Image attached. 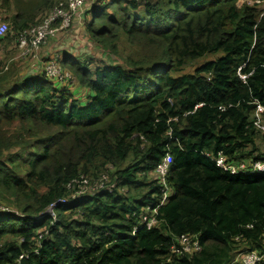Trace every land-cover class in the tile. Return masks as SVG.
Listing matches in <instances>:
<instances>
[{"label":"trees","instance_id":"obj_1","mask_svg":"<svg viewBox=\"0 0 264 264\" xmlns=\"http://www.w3.org/2000/svg\"><path fill=\"white\" fill-rule=\"evenodd\" d=\"M66 1L0 0L10 29L0 45ZM239 1L86 4L82 24L106 58L73 42L80 60L60 63L89 92L85 105L0 61V203L13 207L0 213V264H233L264 254V174L232 175L205 157L250 166L264 148L252 124L254 102L264 108V0ZM166 154L172 194L158 225L133 235L159 205L151 176ZM80 177L114 188L71 198ZM65 200L52 221L47 209ZM183 235L199 250L172 255Z\"/></svg>","mask_w":264,"mask_h":264},{"label":"built area","instance_id":"obj_2","mask_svg":"<svg viewBox=\"0 0 264 264\" xmlns=\"http://www.w3.org/2000/svg\"><path fill=\"white\" fill-rule=\"evenodd\" d=\"M100 0H67L65 3L58 4L52 11H50L42 21L33 27H30L23 32L19 33L15 39L17 49L20 51L21 57H27L38 52L41 45L45 44L50 38L54 37L59 31L69 29L76 21L82 20V13L85 5L94 4ZM9 26L0 21V38H3L9 32ZM43 73L45 77L54 81L59 85L71 84L74 81L73 75L64 70L56 59L47 61L43 65ZM255 108L252 115L253 127L264 134V108L254 102ZM205 157L213 161L218 167L223 169L232 175H238L240 173L247 174H264V148L260 154L258 160L253 162L250 166L241 163L240 165H233L227 163L226 158L220 154L213 158L210 154H205ZM171 158L169 154H166L162 161L155 169L154 175L157 184L161 187V198L159 205L154 208H145L143 213L139 217L138 225L133 228L132 234L134 235L138 228L152 229L158 225L156 219L157 209L163 205L172 192L169 189L167 178L169 177V165ZM107 180L102 178L98 181L97 189H105L109 193L114 188L113 184L106 183ZM88 180L80 177L78 180H74L68 187L74 189V193L71 198L78 197L84 194V189L88 187ZM67 205L68 201H59L55 205L49 206L46 214L49 215L52 221H55V215L53 209L58 205ZM13 210L8 209L5 205L0 203V213H10ZM43 216V215H42ZM43 237L42 234L38 236L40 241ZM176 245L171 248L172 255L191 254L199 250V243L197 237L183 235L176 239ZM264 260V254L259 255L255 251H245L239 254L236 258V262L240 264H260ZM18 264V263H17Z\"/></svg>","mask_w":264,"mask_h":264},{"label":"rangeland","instance_id":"obj_3","mask_svg":"<svg viewBox=\"0 0 264 264\" xmlns=\"http://www.w3.org/2000/svg\"><path fill=\"white\" fill-rule=\"evenodd\" d=\"M238 3H239V5L242 4L243 0H240ZM0 21L6 23L9 26V24L4 20V15L1 12H0ZM82 22H83L82 20L74 22L76 24V26L72 25L67 30L59 31L57 33L56 37H57V39L59 38L58 40L60 41V43L65 42V47H68L69 45L72 46L73 45L72 42L78 43V44H76L78 47L79 46H80V48L84 47L89 52V54L93 58L96 59V61L100 62L102 59L106 58V55L96 45L92 46L90 44L92 42H89L87 34H84V30L82 28V26H83ZM73 29H76V31H73ZM66 32H68V33L66 34ZM46 45H48V41L45 44L41 45V47L39 48L37 53H35L33 55H29L27 57H21L20 51L17 49V45H16V43L14 41L8 46V49L6 50L9 53V55H7V56L3 55V57H2L1 54H0V57L2 58L3 62L5 64H7V65H8L9 60H11V64L12 63H16V62L23 63L25 61L34 62V60H40L41 58H43L42 57V50H43V48ZM1 47H4V46L0 45V48ZM10 47L12 48V51L9 50ZM72 49H73V47H72ZM77 49L78 48H76V50ZM75 56H77V55L75 54ZM218 56H220V54H216V53H214V54H206L204 57L199 59L196 63H197V65H202L203 63H206V62H209V61H215ZM47 61H50V59L47 60ZM47 61H44V62H47ZM8 67H10L13 70V72L16 74V69H15V67L13 65H8ZM17 67H18L17 71L19 69H21L20 63H17ZM151 177L153 179H155V175H152ZM106 183H108V181H106ZM88 184H89L88 187L83 190L84 191V195L93 194V193L99 191V189L96 188V186L98 185V180L94 181V182H90L88 180ZM12 208L13 207L11 206L8 209L12 210ZM235 263L236 264H240L239 262H235Z\"/></svg>","mask_w":264,"mask_h":264},{"label":"crops","instance_id":"obj_4","mask_svg":"<svg viewBox=\"0 0 264 264\" xmlns=\"http://www.w3.org/2000/svg\"><path fill=\"white\" fill-rule=\"evenodd\" d=\"M88 5H91V4H88ZM82 28L84 30V34H86L84 25L82 26ZM56 35L52 39L48 40V45H46L43 48L42 50L43 58L40 59L41 61L34 60V62L25 61L23 63L16 62V63L11 64V60H9L8 65H13L16 69V74H15L16 77H18L21 80H24V79L39 80L42 76L45 77L43 73V65L45 63L44 61H47L49 59L50 60L56 59L59 64L66 58H73V59L80 60V57H78L76 52L73 51L72 47L70 45L68 46L69 48L65 47V42H62L63 44L60 43V41L58 40L59 38L57 39ZM8 46L0 48V54L2 57L3 55H6V56L9 55V53L6 51L8 49ZM82 49H84V47H82ZM9 50L12 51V48L10 47ZM75 54L77 56H75ZM0 61L5 67L8 66L7 64L3 62L1 57H0ZM17 63H20V66H21V69H19L18 71H17L18 69ZM7 69L9 70L11 68L8 67ZM45 79L48 80L46 77ZM53 84L58 89L65 88L73 96L72 98L74 100H77L81 105H85L88 102V99L90 96L89 92L86 89L80 87L76 79H74V81L71 84L59 85L56 82H53ZM235 262L233 264H236Z\"/></svg>","mask_w":264,"mask_h":264}]
</instances>
